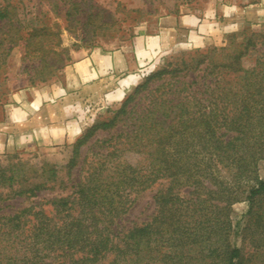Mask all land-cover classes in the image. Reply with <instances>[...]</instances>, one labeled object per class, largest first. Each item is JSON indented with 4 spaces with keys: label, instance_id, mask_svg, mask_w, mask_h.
I'll return each instance as SVG.
<instances>
[{
    "label": "trees",
    "instance_id": "16d2710c",
    "mask_svg": "<svg viewBox=\"0 0 264 264\" xmlns=\"http://www.w3.org/2000/svg\"><path fill=\"white\" fill-rule=\"evenodd\" d=\"M15 11L10 4L0 9L10 27L1 47L40 35H21ZM42 52L46 81L68 56ZM98 131L109 136L90 146L78 179L61 186L62 194L0 214V264H242V249L231 242L232 205L240 200L248 203L243 240L261 242L264 25L182 52L149 74L108 120L76 140L68 170ZM222 170L237 184L223 185ZM58 174L52 164L0 161V202L53 191ZM157 183L165 186L154 196V212L126 226L136 197ZM184 187L193 196L174 194Z\"/></svg>",
    "mask_w": 264,
    "mask_h": 264
},
{
    "label": "rangeland",
    "instance_id": "374dc122",
    "mask_svg": "<svg viewBox=\"0 0 264 264\" xmlns=\"http://www.w3.org/2000/svg\"><path fill=\"white\" fill-rule=\"evenodd\" d=\"M9 4L16 7L15 14L23 26L20 34L25 37L38 32L40 35L29 44L23 39L13 46L7 39L3 46H0V106L10 101L11 97L21 90L56 82L61 70L71 63L79 52L96 48L104 50L120 48L130 43L139 28L142 26L151 28L166 16L187 14L206 19L215 13L214 17L221 32L217 39L203 44H194L193 41L188 40L186 43L175 45L157 63L150 64L148 68L144 67L146 73L141 81L126 93L122 101L98 113L81 135L95 122L108 120L126 97L133 93L149 74L160 69L167 61L179 57L185 51L220 46L229 34L239 33L244 29L258 31L264 25V0H0V9ZM221 10H229V12L226 14ZM5 24V21L0 20V39L9 38L6 34H9L10 27ZM27 49L28 54H26ZM42 50L49 53L62 52L63 56L65 54L68 56L65 66L46 81H41L43 72L40 70L41 67L39 68L44 55ZM160 83H156L153 87ZM139 98L140 96L137 97ZM108 136L107 131H98L82 146L78 165L71 170H68L67 164L73 156V148L79 137L73 142H65L58 146L32 145L12 151H0V161L4 163L21 160L35 166L52 164L59 171V181L53 191H43L34 199L18 198L1 201L0 214L12 213L16 209L62 194L61 186L78 179L83 158L89 153L90 146L95 141ZM219 175V181L223 185L237 184L230 171L222 170ZM259 175L264 178V162L260 165ZM164 186L157 183L136 197L124 216L126 226L141 223L154 212V196ZM174 194L191 197L193 190L184 187L176 189ZM247 210L248 203L244 200L232 205L231 218L235 227L231 234V242L242 249V264H264V237L255 236V239H262L259 244L263 245L255 248L259 246L258 243L253 245L249 237L243 240L241 235ZM250 233L251 231H248L246 234Z\"/></svg>",
    "mask_w": 264,
    "mask_h": 264
},
{
    "label": "crops",
    "instance_id": "0c3cea01",
    "mask_svg": "<svg viewBox=\"0 0 264 264\" xmlns=\"http://www.w3.org/2000/svg\"><path fill=\"white\" fill-rule=\"evenodd\" d=\"M214 15L166 16L151 28H139L120 48L77 53L56 82L21 90L0 106V151L75 141L98 113L122 101L146 68L175 45L217 39L221 32Z\"/></svg>",
    "mask_w": 264,
    "mask_h": 264
}]
</instances>
